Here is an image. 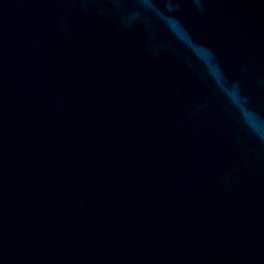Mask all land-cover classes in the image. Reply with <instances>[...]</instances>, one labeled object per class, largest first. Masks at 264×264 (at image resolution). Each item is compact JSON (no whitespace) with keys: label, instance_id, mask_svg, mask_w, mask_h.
Here are the masks:
<instances>
[{"label":"water","instance_id":"water-1","mask_svg":"<svg viewBox=\"0 0 264 264\" xmlns=\"http://www.w3.org/2000/svg\"><path fill=\"white\" fill-rule=\"evenodd\" d=\"M0 0V264H264V0Z\"/></svg>","mask_w":264,"mask_h":264},{"label":"clouds","instance_id":"clouds-1","mask_svg":"<svg viewBox=\"0 0 264 264\" xmlns=\"http://www.w3.org/2000/svg\"><path fill=\"white\" fill-rule=\"evenodd\" d=\"M143 2L149 5V7L153 6L152 0H143ZM165 6L169 11L173 10L171 0H167ZM156 11L167 24L169 31L172 32L177 40L188 47L196 59L204 66L207 75L215 83L219 91L231 103L233 108L236 109L244 125L253 135L264 141V117L258 115L248 106V98L242 94L240 85L237 82H230L227 79L221 66L216 62L212 50L203 45L196 44L183 25H181L174 17L164 16V14L159 12L158 9H156Z\"/></svg>","mask_w":264,"mask_h":264}]
</instances>
